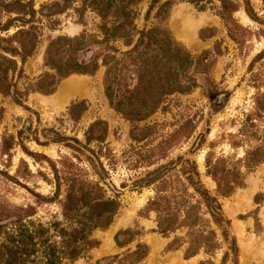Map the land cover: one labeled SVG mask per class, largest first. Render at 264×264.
<instances>
[{
  "label": "trees",
  "instance_id": "obj_1",
  "mask_svg": "<svg viewBox=\"0 0 264 264\" xmlns=\"http://www.w3.org/2000/svg\"><path fill=\"white\" fill-rule=\"evenodd\" d=\"M137 2L139 0H44L35 7L34 0H0L1 12L14 13L3 22L0 20V32H4L0 36V92L9 94L10 87L14 86L11 77L22 74L21 65L39 43V26L53 28L56 21L53 15L70 5L83 28L75 36L59 35L47 40L43 63L51 72H44L37 79L36 90L51 93L68 75L91 74L102 65L103 93L109 106L131 121L145 119L163 104L166 96L189 92L196 83L187 69L196 64L200 72H205L211 52L202 50L195 56L190 54L162 26L135 29L133 6ZM217 2L216 15L227 35L240 45L243 39L236 33L242 28L232 18L238 8L237 2ZM260 2L264 8V0ZM168 4V0L163 1L157 12ZM243 4L247 15L257 19L248 0H243ZM150 8L151 5L145 15ZM85 11L94 13L99 19L94 31H89L81 22ZM13 21L18 24H12ZM11 26L15 29L7 34ZM134 33L137 36L133 40ZM117 40H122L129 48L118 49L113 44ZM123 58L132 64H124ZM246 72L248 86L253 89L248 103L228 119L229 130L220 125L221 129L215 139L208 142L203 154L204 176L213 182V192L202 184L194 158L183 154L146 170L131 184L135 190L150 186L153 193L143 210L154 215L153 231L168 239L164 250L181 249L183 259L199 253L206 257L197 264H215L210 257L220 247L217 231L221 240L228 243L220 263H224L230 253L232 264H237L236 242L228 234L229 219L222 212L219 198L241 188L245 172L264 163V48L251 58ZM124 80L132 82V87L123 92L121 83ZM26 92L12 88L13 101L23 106L20 96H25ZM85 108L86 101L81 99L70 102L67 110L76 121L74 114ZM106 128L103 120L92 121L82 133L83 141L75 136H60L56 131L48 133L43 141L38 139L35 130L25 133L21 128L15 134L0 133L1 154H8L11 147L18 145L33 160L46 161L49 170L37 172L48 186L46 192L30 191L34 198L32 203L11 204L6 217L0 219V264H72L97 246L92 232L106 228L119 208L117 190L103 178L106 171L101 157L106 155L102 152ZM26 138L38 145L62 142L70 153L51 160L42 153L27 150L22 144ZM222 140L228 151L215 152V144ZM165 142L166 138L149 150H156ZM198 143L199 140L196 145ZM82 160L89 168L81 164ZM1 173L12 179L7 172ZM107 187L112 189L110 194L106 192ZM258 195L254 194V202ZM243 217L238 215V218ZM132 234L136 232L130 228L119 229L113 235L114 243L121 246L131 240ZM119 235L128 236L120 240ZM147 252L145 243L136 242L134 249L125 255L128 261L121 260L119 264H135Z\"/></svg>",
  "mask_w": 264,
  "mask_h": 264
},
{
  "label": "rangeland",
  "instance_id": "obj_2",
  "mask_svg": "<svg viewBox=\"0 0 264 264\" xmlns=\"http://www.w3.org/2000/svg\"><path fill=\"white\" fill-rule=\"evenodd\" d=\"M42 1L44 0H34V6L37 7ZM163 1L165 0H139L133 6L135 29L162 26L190 54L195 56L202 50H209L211 56L205 72H200V66L196 64L187 69L196 83L189 92L166 96L162 100L163 104L145 119L128 120L109 106L103 93L102 65L91 74L68 75L57 83L51 93L44 94L36 90L37 79L44 72H51L43 63V50L47 40L59 35L72 37L83 28L80 19L71 9L73 5L53 15L56 20L53 28L39 26V43L35 52L21 65L22 74L17 78L15 74L11 77L14 86L10 87L9 94L0 92V133L15 134L21 128L25 129V133L35 130L38 139L43 141L48 133L56 131L60 136H75L83 141L82 133L89 123L101 119L106 124L103 141L105 148L102 149L106 155L101 157L106 171L103 178L117 190L119 208L106 228L92 232L97 246L72 264H119L121 260L127 262L125 255L134 249L136 242L145 243L148 252L135 264H197L206 258L199 253L183 259L181 249L165 251L168 239L153 231L154 215L143 210L153 193L150 186L135 190L131 184L146 170L183 154L194 158L202 184L213 192V182L204 176L203 154L208 142L214 140L221 129L220 125L229 130L231 124L228 119L248 103V96L253 89L248 86L246 66L264 48V8L260 0H248L251 12L257 17L252 19L244 11L243 0H234L238 8L233 12L232 18L242 28L237 29L236 33L243 39L239 45L227 35L216 15L217 0H168L169 4L157 12ZM149 5L151 8L145 15ZM9 16H14V13L0 11L1 22ZM81 20L89 31H94V25L99 21L90 11H85ZM41 21L45 22L43 18ZM12 24L18 23L13 21ZM14 29L11 26L7 34ZM3 35L4 32H0V36ZM136 36L134 33L133 40ZM113 44L122 51L129 48L122 40ZM123 60L124 64H132L127 58ZM131 87L132 82L128 80L121 83L123 92ZM12 88L19 92L27 90L25 96H20L27 109L13 101ZM81 99L86 101V108L79 114H74L76 121H73L67 107L70 102ZM169 134L171 136L167 137ZM164 138L166 142L162 146L149 150ZM22 144L27 150L42 153L51 160L70 153L62 142L38 145L26 138ZM89 145L93 146L92 143ZM214 150L228 151L223 140L215 144ZM149 161L154 162L149 164ZM81 164L89 168L85 161L82 160ZM3 171L12 179L6 178L1 173ZM38 171H49L46 161L33 160L18 145L11 147L8 154L0 153V219L6 217L11 204L32 203L34 198L30 191L46 192L48 186ZM110 188L107 187L108 194L111 193ZM254 194H259L257 202L253 201ZM219 201L223 214L229 219L228 234L236 242L237 264H264V163L245 172L243 186L235 188L229 196L219 198ZM238 215L244 217L238 218ZM124 228H130L136 234H132L130 241L117 246L113 235ZM217 233L220 247L210 260L221 264L220 257L228 243L223 242L218 231ZM127 236L119 235L118 238L123 240ZM222 264H232L230 253Z\"/></svg>",
  "mask_w": 264,
  "mask_h": 264
}]
</instances>
